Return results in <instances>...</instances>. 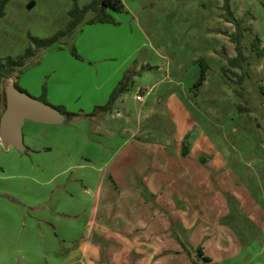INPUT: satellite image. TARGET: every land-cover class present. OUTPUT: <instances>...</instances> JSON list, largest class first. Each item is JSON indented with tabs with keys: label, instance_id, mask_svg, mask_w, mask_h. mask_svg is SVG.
Instances as JSON below:
<instances>
[{
	"label": "rangeland",
	"instance_id": "1",
	"mask_svg": "<svg viewBox=\"0 0 264 264\" xmlns=\"http://www.w3.org/2000/svg\"><path fill=\"white\" fill-rule=\"evenodd\" d=\"M89 1L9 0L0 57ZM122 2L0 76V117L15 81L78 114L27 120L25 152L0 139V264H264V0H231L239 66L223 0Z\"/></svg>",
	"mask_w": 264,
	"mask_h": 264
},
{
	"label": "trees",
	"instance_id": "2",
	"mask_svg": "<svg viewBox=\"0 0 264 264\" xmlns=\"http://www.w3.org/2000/svg\"><path fill=\"white\" fill-rule=\"evenodd\" d=\"M9 0H0V16L5 15V8ZM223 8L227 12V19L234 23L237 27L236 31L231 36L232 41L236 43V49L238 54L235 57L229 58V63L233 66L242 65V61L246 59L241 50V42L243 40V30L241 24L244 22L241 18H236L231 10V0H223ZM124 7L122 0H90L87 4L83 6L75 5L69 12L70 21L66 28L59 30L54 35L49 37H38L29 34L32 44L25 50V52L16 57L7 56L0 57V76L3 78H10L15 70L19 71V74L23 71V67L26 61L35 56L37 51L41 48L49 47L55 43L62 42L64 38L71 35L77 28L83 23L93 24V23H115L114 16L110 13L112 11H120ZM89 13H93L90 18H86ZM252 49L260 56H264V47L261 46L259 37H256L252 41ZM75 51V50H74ZM208 65H204L200 78L196 85H202ZM133 80L132 74H125L123 79L120 81L119 85L112 91L109 101L105 105L97 106L93 112L89 113L90 116L95 115L97 112L109 111L114 107L115 102L129 89V85ZM15 85L22 89L17 82ZM264 92V87L261 88ZM24 90V89H22ZM41 100L49 103L44 96L40 98ZM61 112L66 115V120L71 117L77 116L76 113L68 112L63 106H55Z\"/></svg>",
	"mask_w": 264,
	"mask_h": 264
},
{
	"label": "water",
	"instance_id": "3",
	"mask_svg": "<svg viewBox=\"0 0 264 264\" xmlns=\"http://www.w3.org/2000/svg\"><path fill=\"white\" fill-rule=\"evenodd\" d=\"M6 108L0 117V139L19 152H25L23 126L27 120L42 124H63L66 115L54 105L18 88L15 83L5 87Z\"/></svg>",
	"mask_w": 264,
	"mask_h": 264
},
{
	"label": "built area",
	"instance_id": "4",
	"mask_svg": "<svg viewBox=\"0 0 264 264\" xmlns=\"http://www.w3.org/2000/svg\"><path fill=\"white\" fill-rule=\"evenodd\" d=\"M137 98L142 99L143 97H142V95L139 94V95H137Z\"/></svg>",
	"mask_w": 264,
	"mask_h": 264
},
{
	"label": "crops",
	"instance_id": "5",
	"mask_svg": "<svg viewBox=\"0 0 264 264\" xmlns=\"http://www.w3.org/2000/svg\"><path fill=\"white\" fill-rule=\"evenodd\" d=\"M60 105H62V104H60ZM102 196H100V198H101Z\"/></svg>",
	"mask_w": 264,
	"mask_h": 264
}]
</instances>
